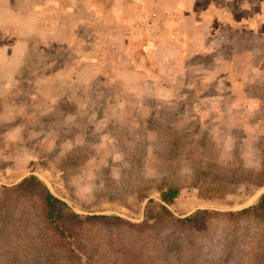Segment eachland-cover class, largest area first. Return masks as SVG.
Segmentation results:
<instances>
[{"label":"rangeland","instance_id":"rangeland-1","mask_svg":"<svg viewBox=\"0 0 264 264\" xmlns=\"http://www.w3.org/2000/svg\"><path fill=\"white\" fill-rule=\"evenodd\" d=\"M31 173L131 224L74 225L67 248L9 189ZM195 175L230 192L201 198ZM172 183L178 216L264 192V0H0V264L254 263V218L135 225Z\"/></svg>","mask_w":264,"mask_h":264},{"label":"trees","instance_id":"trees-1","mask_svg":"<svg viewBox=\"0 0 264 264\" xmlns=\"http://www.w3.org/2000/svg\"><path fill=\"white\" fill-rule=\"evenodd\" d=\"M199 174H205V171H201ZM200 175L193 177V186L197 188L201 198L211 201L223 198L230 192L226 183H206ZM9 189L27 191V193L39 196L42 199V216L46 222V228L52 233V236L54 235L57 240L63 242L67 248H70L76 240L75 232L72 229L74 225L96 221L131 224V222L118 215L81 214L76 212L66 201L51 192L48 185L33 173L23 177ZM180 193V186L175 183L170 184L167 188H159L158 197L160 200L158 202L160 209L149 214L145 213L143 221L135 225L146 226L147 223H150L149 220L153 219L157 224H160L159 226L172 223L181 230H195L209 219L219 215L225 216L231 222H238L243 218H254L264 224V192L255 203L240 209L217 210L204 207L197 208L184 216H178L170 209V205L174 203ZM253 253V264H264V249L257 248ZM175 261V264H195L194 258H178Z\"/></svg>","mask_w":264,"mask_h":264}]
</instances>
